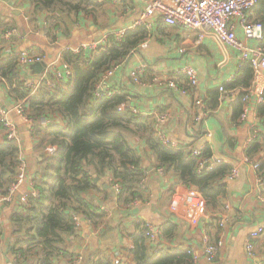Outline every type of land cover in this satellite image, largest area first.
Instances as JSON below:
<instances>
[{
  "label": "crops",
  "instance_id": "1",
  "mask_svg": "<svg viewBox=\"0 0 264 264\" xmlns=\"http://www.w3.org/2000/svg\"><path fill=\"white\" fill-rule=\"evenodd\" d=\"M96 1L97 7H91L89 14L81 12L68 15L57 12L54 21L56 26L53 27L47 13H33L30 0H0V62L7 60L12 51H28L44 57L41 68L17 67L15 81L19 85L25 79L41 77L45 65L49 63H54L56 69L60 68L63 73L60 58L64 51H75L91 42L104 41L107 36H113L122 30L126 32L133 29L146 2ZM11 27L18 29L19 37L8 42L3 39V34ZM147 39V47L131 55L119 66L107 80L108 86L129 100L131 108L136 109V115L152 120L153 129L158 114L167 111L169 119L165 131L170 138L187 149L204 141L206 149L212 151V156L222 158L224 163L231 166V170L236 168L238 173L231 180L225 176L224 195L219 199V204L207 207L206 217L201 218L196 227H191L168 210L171 195L177 184L182 182L171 173L160 177L156 173L146 142L132 139L130 143L138 152L141 158L139 164L145 169L147 177L146 187L136 197L142 203L131 207L120 205L111 188V175L108 172L95 175L93 189L89 191L87 198L104 217L96 222L81 218L76 234L69 236L65 244L66 251L72 254L73 259L70 260L68 254L59 256L54 264H96L101 261L114 263L115 260L134 264L132 235L138 233L146 223L160 232L154 244L147 240L149 247L159 251V254L175 248L191 250L200 258L197 264H252L264 261V234L254 242L253 258H248L245 252L249 233L259 225L264 226V180L259 178L264 173V148L252 159L249 158L253 162H260L256 170L252 162H242L248 158V148L262 141L264 116L259 115V106H255L251 99L249 105L252 111L258 113L257 127L261 133L259 139L245 149L252 120L248 118L246 122H241L239 118L243 107L242 94L247 87L228 90L219 101L218 87L232 82L241 74L243 67L238 68L236 56L228 48L227 57L225 49L214 39L205 37L201 40L199 32L194 30L178 26L167 27L158 23ZM88 55V51L83 54L85 62ZM141 63L147 66L146 72L142 76V82L135 84L130 80V73ZM186 65L197 71L198 85L195 90L183 95L160 89L150 83L153 77L163 76L175 80L180 88L187 90L186 78L174 75L176 69ZM4 83L0 78V102L8 112L9 120L17 128V146L21 152L20 157L26 164V180L33 179L45 167L44 159L48 155L46 148L49 146L42 151L40 137L35 135V129L32 132L29 129L32 126L43 132L51 125L63 127L62 118L57 114H46L27 125L13 110L18 99L10 95V87ZM69 83L70 79L65 78L64 85H59L58 88L66 87ZM41 89L48 90L43 86L39 90ZM197 97L203 99L207 113L201 122L195 124L194 116L198 109L193 102ZM237 107L241 108L238 118ZM207 134H210L209 138H206ZM3 140L0 127V141ZM28 190V186L23 183L18 194ZM226 205L229 207L227 210ZM23 208L17 204L16 198L11 203L0 204V264H35L32 260L17 263L16 256L11 252L15 238L11 218ZM223 217H226V221L221 228L218 222ZM167 228L172 229L168 231V235L165 232ZM207 228L211 239L217 238L221 245L212 262L202 258L201 240L203 231Z\"/></svg>",
  "mask_w": 264,
  "mask_h": 264
},
{
  "label": "trees",
  "instance_id": "2",
  "mask_svg": "<svg viewBox=\"0 0 264 264\" xmlns=\"http://www.w3.org/2000/svg\"><path fill=\"white\" fill-rule=\"evenodd\" d=\"M30 2L33 13H47L53 27L56 26L54 21L59 11L68 15L81 12L89 14L91 7H97L96 0ZM249 19L262 26L264 47V0L256 1ZM147 37L148 32L143 26L127 30L121 41H116L114 36L109 35L105 39V45L99 46L88 62L80 54L64 51L63 62L72 70L69 86L55 91L41 89L33 96H28V90L15 81L16 61L0 62V78L10 87V95L17 99L27 98L31 118L57 114L63 122V127L51 125L43 132L34 128L35 135L40 137L42 151L50 145L57 147V152L45 156V167L33 177L38 198L29 197L27 206L11 218L15 234L11 252L19 255L17 263L32 260L35 264H54L56 258L67 254L70 260L73 259L72 254L65 249L69 236L77 232L72 214L82 215L92 222L104 217L87 198V194L93 189L95 175L108 172L113 179L119 181L120 205L139 196V183L143 174L133 169V165L141 159L130 143L135 138L146 142L154 167L164 169L165 174L171 173L179 182L195 185L207 207L219 204V199L224 195L225 176L231 171L229 164L221 163L210 172L197 174L196 159L187 153V147L163 145L154 136L152 120L133 114L125 96H94L103 75L114 66L125 63ZM251 78V68L244 66L241 74L226 84L225 88H246ZM186 84L189 88L187 79ZM121 104L125 107L118 111ZM237 108L236 118L241 110L240 107ZM258 110L259 115L264 116V102L259 105ZM263 148L264 136L261 142L248 148L246 156L252 159ZM202 155L207 158L212 156V151L207 148ZM19 164L17 144L13 141H0L1 190L6 191L14 181ZM215 223L217 226V220ZM170 230L172 229L165 230L167 235ZM143 231L144 227H140L139 232L132 235L134 264H192L193 257L189 250L175 248L159 254V251L149 247ZM212 239L210 236L213 243L217 242V238ZM96 264L113 263L101 261Z\"/></svg>",
  "mask_w": 264,
  "mask_h": 264
},
{
  "label": "built area",
  "instance_id": "3",
  "mask_svg": "<svg viewBox=\"0 0 264 264\" xmlns=\"http://www.w3.org/2000/svg\"><path fill=\"white\" fill-rule=\"evenodd\" d=\"M116 2L122 3L123 0H115ZM257 0H146L145 6L142 13L139 15L138 19L133 25V28L143 26L147 32L148 37L151 30L158 23H162L167 27H182L188 30H194L199 32V39H204L205 37H211L214 39L221 48L228 50L231 54L236 56V61L238 62V68L244 66H249L251 68L252 78L250 86L247 87L242 94V111L240 114V121L246 122L248 118L252 120L249 127V135L245 142L244 148L247 149L250 145L255 143L260 137V129L257 127L258 113L251 110L249 101L252 99L255 106H259L264 102V47L262 45L263 40V29L260 24L253 23L249 19V13L254 7ZM125 34V30L115 33L113 36L116 41H121ZM240 34V35H239ZM19 37L18 29L16 27H11L7 29L3 34V39L5 41H12L13 39ZM147 37V38H148ZM148 39L141 43L138 50L134 53L143 50L148 45ZM105 40L101 42H91L88 45L81 46L75 51H71L75 54H80L83 57L86 51L89 52V58L86 59L87 62L91 58L92 54L99 48V46H104ZM68 51V50H67ZM132 54V55H133ZM225 56L228 57L227 51ZM7 60H15L17 67H31L36 64H44V57L35 53L28 51H12ZM61 62V72L56 69L54 63H49L44 67V74L41 77L33 79H25L22 81V86L28 90L29 95L33 96L38 92L40 87H44L48 90L55 91L59 89V85H64V79L72 77V70L68 64L63 62L62 57ZM122 65V64H121ZM114 66L111 70L107 71L101 81L96 87L94 93L95 98H112L118 95V91L113 87L108 86L107 80L113 75V73L119 68V66ZM147 66L141 63L137 67L133 68L130 73V80L135 84H140L142 81V76L146 72ZM176 76H184L188 83L189 88L187 90L182 89L178 86L175 80L168 77H153L150 81L152 86H156L160 89H167L179 94H185L187 91H193L198 85V75L197 71L189 65L178 68L174 71ZM63 87L61 89H66ZM220 93L219 101L221 98L228 93V90L224 85L218 87ZM194 106L197 107L198 111L194 116L195 124L201 122V120L206 117V108L204 106V101L202 98L197 97L193 102ZM130 106V105H129ZM125 107L124 104L118 106L117 110L121 111ZM131 108V106H130ZM13 110L16 114L27 124H32L33 118L29 115V110L27 107V98L18 99L15 102ZM133 114H136V109L131 108ZM169 119V113L167 111H161L158 114L156 123L154 125V136L165 146L178 147L179 143L170 138L166 131L165 125ZM0 127L1 135L3 141H13L18 143V133L16 126L9 120L8 112L2 106L0 102ZM30 132L34 131V128L30 127ZM210 134L206 135L209 138ZM207 144L203 141L200 145L191 146L187 149V153L196 159V173L203 175L204 173L212 171L216 166L224 163L223 159L218 156H209L207 158L203 157L202 153L205 151ZM46 152L53 154L57 152V147L50 146L46 148ZM21 152H19L20 164L17 168V175L14 181L10 184L6 191L0 189V204L1 203H11L15 198L17 204L20 208L27 206V201L29 197L38 198L39 193L35 188L33 179L26 180V164L20 157ZM252 162L254 169L256 170L260 165V162H253L249 158H245L242 162ZM241 162V163H242ZM133 169L140 171L143 174V178L139 183L141 189L144 190L146 187V171L140 166L139 163L133 165ZM156 173L163 177L165 171L162 168H156ZM238 170L233 168L227 175L228 180L236 177ZM260 180H264V173L259 175ZM25 183L29 190L25 193H19V187L21 184ZM111 188L114 193L115 199L119 200V195L121 194V185L118 180L111 179ZM142 202L136 198L131 202L125 204V207L137 206ZM229 207L226 205L225 210ZM168 210L171 214L183 219L191 227H196L201 218L206 217V201L198 192L195 185L191 183H181L177 184L174 189L171 200L169 202ZM81 218L88 221V218L79 215L72 214V220L76 228L79 227L81 223ZM226 217H223L219 221V227L223 228L225 225ZM147 240L154 244L159 236L160 232L158 229L154 228L152 225L146 223L144 225L143 231ZM264 234V226L259 225L255 230L251 231L246 238L245 252L248 258L254 257V242L259 238V236ZM201 246L203 249L202 258L208 262H212L218 255V250L220 242L213 243L210 240V230L207 228L203 231ZM192 254L193 261L192 264H197L200 259L198 256L189 250ZM16 258L19 255H15ZM264 261L255 262L252 264H263ZM113 264H124L121 260H115Z\"/></svg>",
  "mask_w": 264,
  "mask_h": 264
},
{
  "label": "water",
  "instance_id": "4",
  "mask_svg": "<svg viewBox=\"0 0 264 264\" xmlns=\"http://www.w3.org/2000/svg\"><path fill=\"white\" fill-rule=\"evenodd\" d=\"M32 69H37V68H41V64H36L31 66Z\"/></svg>",
  "mask_w": 264,
  "mask_h": 264
}]
</instances>
